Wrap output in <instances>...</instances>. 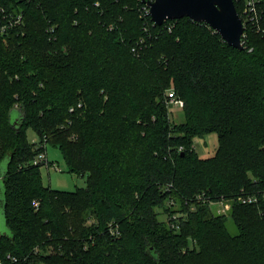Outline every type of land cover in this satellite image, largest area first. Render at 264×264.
<instances>
[{
    "label": "trees",
    "instance_id": "1",
    "mask_svg": "<svg viewBox=\"0 0 264 264\" xmlns=\"http://www.w3.org/2000/svg\"><path fill=\"white\" fill-rule=\"evenodd\" d=\"M147 1L0 0V25L24 17L0 32L3 263L264 264L261 195L233 205L236 235L210 203L264 191V0L244 50L188 17L154 24ZM211 133L203 158L195 141ZM45 145L85 187L44 185Z\"/></svg>",
    "mask_w": 264,
    "mask_h": 264
},
{
    "label": "rangeland",
    "instance_id": "2",
    "mask_svg": "<svg viewBox=\"0 0 264 264\" xmlns=\"http://www.w3.org/2000/svg\"><path fill=\"white\" fill-rule=\"evenodd\" d=\"M169 114L171 119L176 123L181 124L185 120V113H183V107L176 108L173 106L169 107ZM20 115V111L18 109H14L11 112L10 117L14 120L17 119ZM28 141L31 144L39 145V137L33 132L31 129L28 131ZM195 148L198 154L203 158H212L215 154L218 143L217 141V134L211 133L210 135L204 138H197L195 141ZM46 146V156L48 160V164L43 161H40L39 154L38 160L39 163L42 164L41 167V174L43 175V183L45 186L50 187L51 189L60 190L64 192L68 191H76L79 188H83L86 186L87 183V176L79 177L75 174L69 172L67 164L63 159L62 152L59 148L45 145ZM6 164H3L5 166ZM3 180L0 177V234H8L9 230L6 225V219L4 218V208L2 205V199L4 197V190H3ZM237 198L234 199H227V202H222L223 204H212L211 209L213 213L219 215L224 212L227 215H220L227 218L226 226L229 227L230 233L232 235H236L238 233L237 227H235L233 219L231 217V210L234 204H236ZM239 203V202H238ZM240 204V203H239ZM38 206V204L36 203ZM223 207L225 209H223ZM160 219L165 221L167 219L166 215H164L163 211H160ZM49 248L48 253L53 254L54 251L50 250Z\"/></svg>",
    "mask_w": 264,
    "mask_h": 264
},
{
    "label": "water",
    "instance_id": "3",
    "mask_svg": "<svg viewBox=\"0 0 264 264\" xmlns=\"http://www.w3.org/2000/svg\"><path fill=\"white\" fill-rule=\"evenodd\" d=\"M147 6L154 24L158 26L168 20L176 21L188 17L192 21L209 25L229 46L245 49L242 39L245 28L234 0H149ZM2 174L3 165L0 168V177ZM2 205L4 208V197Z\"/></svg>",
    "mask_w": 264,
    "mask_h": 264
},
{
    "label": "built area",
    "instance_id": "4",
    "mask_svg": "<svg viewBox=\"0 0 264 264\" xmlns=\"http://www.w3.org/2000/svg\"><path fill=\"white\" fill-rule=\"evenodd\" d=\"M259 3H260V0H245L244 8H243L244 13H243V16L240 15L242 18V22H243L245 29H246V24H256L261 19V13L259 10ZM1 11H3V10H1ZM146 11H147L148 15H150L149 8L147 5H146ZM3 17H4L3 18L4 24L0 25V32L3 36L10 35V33H11L10 31L13 28L20 27L24 23V17H23L22 11H20L18 14H15V15L12 14V12H9L8 14L4 15ZM245 29H244V32H245ZM243 36H244V34H243ZM169 104L172 105L173 107L179 108L182 105V101L172 97V98H170ZM180 150H182V149H180ZM39 159H40V161H43L46 164H48L46 153H44V152L40 153ZM35 164H39L38 158L35 160ZM241 193H242L241 195L236 197L237 201L240 204H257L261 200L260 195L264 199V191L256 193V194H254V193H252V194L247 193L246 194L245 191H241ZM202 197L203 196H198V198H200V199ZM204 201H206V200L204 199ZM222 202H227V199L222 198L221 200H218V201H213V202L210 201L211 205L213 203L214 204H223ZM223 209H225V208L223 207ZM218 213H219V215H227L225 212H224V214L223 213L220 214V211ZM174 218H177V215H175ZM113 233L118 234V233H116V231H113ZM8 258L14 262H17V259L15 257L11 258L10 256H8ZM0 264H6V263H3L0 260Z\"/></svg>",
    "mask_w": 264,
    "mask_h": 264
}]
</instances>
